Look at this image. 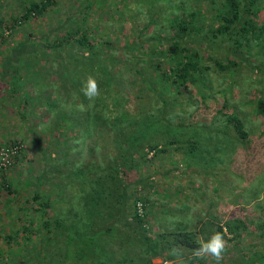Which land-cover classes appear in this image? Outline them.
Returning <instances> with one entry per match:
<instances>
[{
    "label": "trees",
    "instance_id": "trees-1",
    "mask_svg": "<svg viewBox=\"0 0 264 264\" xmlns=\"http://www.w3.org/2000/svg\"><path fill=\"white\" fill-rule=\"evenodd\" d=\"M20 1L0 3V108L11 101L9 110L26 124L42 107L44 126L59 115V134L67 138L68 128L75 130L68 120L79 116V134L71 149L76 158L67 161L69 152L63 154L71 170L59 174L60 182H54L53 165L47 167L53 160L47 150H42L46 167L28 170L35 213H26L27 221L1 235L6 249H0V264H152L164 256L182 264L184 253L194 264L203 244L196 225H161L154 236L148 234L149 209L166 204L150 197L153 180L146 171L166 166L170 149L183 150L190 164L200 154L203 165L217 164L214 156L221 152L212 161L204 152L188 154L186 146L209 138L235 154L232 137L243 148L229 160L234 176L250 179L248 185L254 182L264 155L251 148H264V134L251 138L229 102L244 92L239 79L250 74L249 67L264 73V61L252 57H264V0H117L103 17L99 3L107 0H74L77 5L64 7H59L61 0ZM118 25L123 34H111ZM90 77L98 86L91 97L85 94ZM217 81L225 85L214 99ZM255 90L248 99H254L256 115L264 118V86ZM197 96L208 110L205 116L174 125L173 119L191 115L186 104L198 107ZM65 140L62 144L69 147ZM23 143L15 137L0 140V149L17 146L12 160L0 167V197L3 192L19 196L8 170L26 159ZM66 178H74L76 185L66 182L61 188ZM43 181L51 183V194L44 192ZM250 199L260 201L257 193ZM237 210L224 222L231 240L246 232L264 241V217L247 221ZM216 229L223 233L222 225ZM137 244L145 258L134 254Z\"/></svg>",
    "mask_w": 264,
    "mask_h": 264
},
{
    "label": "rangeland",
    "instance_id": "rangeland-1",
    "mask_svg": "<svg viewBox=\"0 0 264 264\" xmlns=\"http://www.w3.org/2000/svg\"><path fill=\"white\" fill-rule=\"evenodd\" d=\"M14 1L18 5L19 0ZM21 1L24 2L26 0ZM115 1L117 0H107V4L103 1L99 3L101 8L100 11L103 13L102 17L107 16L108 12L117 6ZM77 4L78 1L61 0L59 7L75 6ZM0 14H2V11H0ZM54 15L56 16V14ZM54 15L51 14L50 16ZM51 18L52 17H49L48 21H50ZM104 22L105 25H111V23H107L106 20H104ZM119 28L120 25L112 27L115 31H112L111 34L113 33L117 35L119 32L121 33ZM125 29L127 30L126 26ZM256 48L257 47H254L253 50L250 49L251 53H254L253 51H255ZM260 56L262 55H252L256 60L260 61L261 58L264 61V57ZM259 66L260 64L257 63L256 67ZM249 69L250 74H243V76L241 75V79H239V88H243L244 92L236 95L237 100H231L229 106L231 105L232 110L241 117L245 123L247 131L251 135L250 137L253 138L264 134V118L256 115L254 99L252 100L248 98L257 93L255 89H263L264 77L262 74L264 73L261 71L257 72L251 67H249ZM220 82L221 81H217L214 84L213 90L216 91V93L212 94L214 99L217 98V90L222 88V85H225L223 82L219 85ZM30 88L31 87L28 88L25 86L26 91H30ZM33 88L31 89L32 93L35 91ZM244 95H247L248 97L244 98ZM244 100L247 101V104L243 103ZM196 104L198 105L197 108L186 104V109H188L191 115L187 114L182 119H173V124L175 125L179 122L184 124L189 122L193 123L198 120V117L200 119V116H205V113H207L208 110L204 105L200 104L199 96L196 97ZM207 104H212V102L208 100ZM4 108V112L0 114V136L3 138H21L24 142L23 148L26 151V159L23 160L22 163L19 162L8 170V173L11 175L9 180L14 183L12 185V190H16L15 186L17 185L18 191L16 193L19 196L14 199L15 196H12L10 192H3L0 197V237L3 233H9L12 229L19 227L22 222L27 221L28 217L26 216V213H30L31 211L34 212L33 206L31 207L32 204H30V199L33 195L35 185L34 183H28L30 181V172H28V170L36 172L41 171L43 167H46L42 157L44 154L42 150H47L50 157H52L53 160L55 159L54 161L51 159L47 164V167H50L49 164L53 165L54 170L51 171V173L56 176L54 182L56 181V183H58L60 182L58 180V176H60L59 174H66L71 170V166L64 162L63 154L69 152L67 155V161H70L71 158H76L77 153L75 151L72 152L71 149L75 146V140L79 134L77 133L79 116L73 120L67 119L68 121L74 122L73 128L75 127V130L68 128L67 135L69 138H67L59 134L57 124L59 115H52L50 120L46 121V123L48 122L47 125L44 126L42 119L45 115L41 113L42 107H36L35 116L31 118L32 123L29 122L25 124L20 122L21 120L19 116L16 115V112L12 113L9 110L11 107ZM81 111H83V109H81ZM67 116H71V114H67ZM18 121L20 123H18ZM52 124V128L48 131ZM228 131L231 133L229 128ZM202 134L207 135V132H202ZM225 135H223V144L228 147L229 141ZM63 138L66 139L65 142L70 145L69 147H65L62 144L64 143L62 142ZM205 139L206 138H203L201 142L199 141V146L196 144L194 148L187 145L186 150L188 154L196 155L204 152L203 155L210 156L211 158L214 153L221 152V155L218 153V155L214 156V161L218 162L217 164L214 163L216 166L208 164L203 165L202 154L194 156L190 161L192 164H190L188 162L189 158L186 157L183 150L178 149V151H174L173 149H170V152L166 154V166L163 164L162 169L151 167L146 171V173L150 174L152 178L151 180H153V187H150V197L155 201L166 204V206L161 209L158 204L149 209V221L146 225V228L149 229L148 234L154 236L158 231L157 229L161 228V225H166V227L172 228L178 224L183 225L188 223L189 225L194 224L197 226L200 231L199 238L201 242L207 243L211 240L214 234L219 233L216 231V226L222 225L223 233L219 234L224 241V250L220 261L217 262L211 255H197L194 264H264L263 238L253 237L245 232L240 239L231 240L230 233H228L227 229L224 227V222L228 219H232L237 214V211H239L237 209L241 210L239 214L244 216L247 221L253 222L257 219L260 221V216L264 217V166H260L256 172L257 176L254 182L248 185L247 182H251L250 179L243 178L241 175L235 177V173L232 171L233 166L229 162L231 158L233 160L232 156L237 153L242 154L243 148L241 145L232 137H229L231 144L235 146V154H231V150H229V154V151L225 150L223 146V150L217 148V141L209 138ZM257 146L258 144L254 145L251 148V151L255 149L264 155V152H262L264 151V148L262 149L261 146L256 148ZM39 147L42 149L40 150ZM84 148L85 144L81 149L82 154ZM56 160H59L60 162L57 163ZM252 167H256V164L253 163ZM243 169L245 168H240L239 171H242ZM164 171H166V176L163 175ZM73 179H63V186L61 188L67 186L64 185L66 182L68 183V186H75L77 181ZM42 184L44 192L51 194V183L44 185L45 183L43 181ZM59 187L60 185L58 184L56 189L58 193H60ZM67 191V193H69V189ZM67 193L64 194L65 197L68 196ZM165 193L166 196H164ZM255 193H257L260 201L256 202L257 200H255L254 202H250L252 201L250 196ZM51 197L54 201L59 200L57 195H51ZM7 199H9L8 202L6 201ZM126 221H131V219L127 218ZM134 224L135 222H130L132 227H134ZM124 228L125 227H120L121 231L124 230ZM139 245L140 244L136 245L134 254H137V257L141 255L142 258H145L146 256L140 253ZM2 248L6 249L5 241L0 238V249ZM114 248H117V244L114 245ZM164 257H156L152 259V264H156L160 259H164ZM180 258L182 264H190L189 254L186 255L184 253Z\"/></svg>",
    "mask_w": 264,
    "mask_h": 264
},
{
    "label": "clouds",
    "instance_id": "clouds-1",
    "mask_svg": "<svg viewBox=\"0 0 264 264\" xmlns=\"http://www.w3.org/2000/svg\"><path fill=\"white\" fill-rule=\"evenodd\" d=\"M97 83L91 77L88 79L85 86V94L89 97L97 94ZM224 250V241L219 233L212 236L211 240L207 243H203L197 250V255H211L217 262L220 261L222 252Z\"/></svg>",
    "mask_w": 264,
    "mask_h": 264
},
{
    "label": "built area",
    "instance_id": "built-area-1",
    "mask_svg": "<svg viewBox=\"0 0 264 264\" xmlns=\"http://www.w3.org/2000/svg\"><path fill=\"white\" fill-rule=\"evenodd\" d=\"M17 151V146L14 147V150L9 149H0V167L7 165L12 159L13 152ZM11 159V160H10ZM156 264H173V260L170 259H160Z\"/></svg>",
    "mask_w": 264,
    "mask_h": 264
},
{
    "label": "crops",
    "instance_id": "crops-1",
    "mask_svg": "<svg viewBox=\"0 0 264 264\" xmlns=\"http://www.w3.org/2000/svg\"><path fill=\"white\" fill-rule=\"evenodd\" d=\"M10 104H11V101L9 103V101L7 100V103L5 105L3 104V106H1V108H0V114L4 112V110H5L4 107L8 108V107H10ZM18 123H20V122L18 121ZM0 140H3V137L0 136Z\"/></svg>",
    "mask_w": 264,
    "mask_h": 264
}]
</instances>
